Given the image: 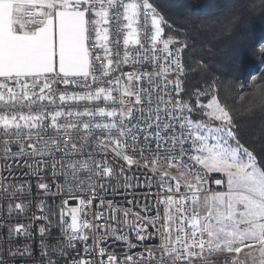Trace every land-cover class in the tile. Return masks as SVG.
Here are the masks:
<instances>
[{
    "label": "snow or ice",
    "instance_id": "snow-or-ice-1",
    "mask_svg": "<svg viewBox=\"0 0 264 264\" xmlns=\"http://www.w3.org/2000/svg\"><path fill=\"white\" fill-rule=\"evenodd\" d=\"M142 12L151 18L150 49L137 37ZM117 17L126 23L121 26ZM163 25L171 28L149 0H0L3 167L11 177L12 160L36 157L24 161L30 172L42 181L41 166L50 165L53 177L58 172L65 177L57 191L66 192L58 206L63 243H49L45 238L49 227L41 226L39 259L31 243H15L10 244L7 257L0 249V264H57L53 254L68 256V249L76 248L75 241L83 242V252L77 251L64 264H146L152 255L146 250L157 246L162 249L157 264H216L213 256L221 257L219 264H264V158L258 160L239 139L232 110L218 96V76L205 78L202 73L200 80L188 83L181 79L186 71L205 65L197 61L186 69L187 57H180L188 48L187 36H165ZM112 26L127 30L122 61L112 59ZM130 42L140 46L131 61ZM93 45L97 52L91 51ZM115 54L120 55L119 50ZM149 58L151 72H122L127 77L123 82L120 76L106 79L122 64H143ZM260 67L264 69V60ZM171 74L175 75L169 79ZM237 86L245 87L239 81ZM247 86L253 87L251 95L264 109V82ZM239 95L242 99L245 93ZM128 147L133 154L126 151ZM108 148L126 162L128 170L133 165L149 169L155 180L145 177L141 183L140 177L125 176L123 164L115 168L118 161L110 165L106 155L96 156ZM85 152L88 160L77 158ZM108 178L113 192L121 187L149 189L137 193L145 198L139 205L143 215L100 199L98 208L106 204L107 211L87 217L85 209L97 188H106ZM209 181L223 189H210ZM0 187L9 199L25 193L23 184ZM37 187L53 194L47 182ZM73 189H82L81 196ZM68 198L77 199L79 207L66 208ZM38 207L45 215L33 213L34 219L49 226L56 223L52 219L56 210L45 209L43 202ZM14 209L30 211L23 203L8 205L9 214ZM102 218L103 223L92 222ZM129 230L137 241L155 239L158 245L133 243ZM19 235L32 238L31 222L8 228L9 242ZM109 238L123 242L120 253L101 246ZM136 248L140 251H128Z\"/></svg>",
    "mask_w": 264,
    "mask_h": 264
},
{
    "label": "trees",
    "instance_id": "trees-1",
    "mask_svg": "<svg viewBox=\"0 0 264 264\" xmlns=\"http://www.w3.org/2000/svg\"><path fill=\"white\" fill-rule=\"evenodd\" d=\"M149 2L171 25H163L165 36H187L188 48L183 53L186 69L196 66L197 61L205 65L186 71L181 79L188 83L200 80L202 73L205 78L218 76V96L232 110L239 139L258 160L264 158V109L251 95L253 87L243 91L237 86V81L245 86L264 82V69L260 67L264 60V0ZM240 93H245L242 99Z\"/></svg>",
    "mask_w": 264,
    "mask_h": 264
},
{
    "label": "built area",
    "instance_id": "built-area-1",
    "mask_svg": "<svg viewBox=\"0 0 264 264\" xmlns=\"http://www.w3.org/2000/svg\"><path fill=\"white\" fill-rule=\"evenodd\" d=\"M125 2H140L142 3L143 0H125ZM122 12V8H121ZM111 16V12H110ZM147 17V20L145 19ZM116 19H119L121 26L126 23L125 21L122 20V17H117ZM139 28L137 31V37L141 40V42L145 45V48L150 49L151 48V43H150V35H151V18L147 13H141L140 20H139ZM108 27V26H106ZM126 29H123L121 27L120 31H116L114 26L110 27V35H109V46L113 48V55L112 59L113 61H122L123 60V52L125 51V46L123 45V39L126 35ZM119 40L120 43L119 45H114L112 41L114 40ZM159 47L158 46V54L163 57V53L159 52ZM174 47V46H170ZM140 48L139 45H136L132 42L129 43L127 46V50L130 53V61L132 59V56L135 55V52ZM119 50L120 55H116L115 52ZM91 51L92 52H97L98 47L93 45L91 46ZM181 59H184V55L180 57ZM103 66V64H101ZM137 70L143 72V71H148L151 72L153 71L152 68V62L151 59L145 61L143 64L141 63H125L122 64L120 68H116L114 71L110 72L109 77L106 79H112L117 76L121 77V81H126L127 77L121 75V73H128V72H136ZM175 74H171L169 76V79H172ZM61 87H63L61 85ZM29 91H33L32 89H29ZM113 95H116V93H113ZM59 103V102H58ZM83 102L79 106L82 107ZM63 106V105H62ZM143 105H140L138 107H141ZM137 143H141V141H138ZM94 147V145H93ZM12 150L16 151V147L13 145ZM90 150V149H89ZM126 151L129 154L132 153V147H128ZM63 153H59L58 155H62ZM106 155L107 156V162L111 165L113 164L114 161H118L117 164L114 165L115 168H118L119 165L123 164L125 167V176H132V177H140V182L144 183V178L145 177H153V180H155V177L149 169H144V168H137L136 165L131 166V170H128V165L126 162L123 160H119V158L115 157L114 152L112 151L111 148H108L105 153H100L96 152V156H102ZM138 155V153H136ZM145 155H148L146 152ZM78 159L82 160H88V155L87 152H85L83 155L77 157ZM36 157H18L15 158L14 160L11 161L12 167H11V172L12 176H9V170L5 167L4 165V160L2 155H0V184H3L5 187L9 185H20L23 184L25 187V193L21 194L20 192H17L16 197L9 199L5 193L2 187H0V249H3V255L7 257V250L10 246V244H15L19 243L21 245L25 243H31L33 249H34V254L37 255V258L39 259V248L38 245L43 239L39 232L38 228L41 226H46L49 227L50 230V235L48 233L45 234V238L49 241L51 244H55L58 240L63 243V236L61 234L60 228L57 226L59 223V215H58V206L61 203L62 198L66 197V192L65 191H57V186L62 185L65 177L63 175H60L59 172L55 177L52 175V169L51 166L49 165L48 167L44 168L41 166L42 170L40 172V175L43 177V180H38L36 175L30 172L29 168L25 165L24 161L25 160H35ZM45 159H50V157H46ZM159 167V165L157 166ZM173 173H175V170H172ZM24 173H28V175H24ZM81 177L84 175V173H80ZM213 176H220L218 173H213L211 174ZM108 180L110 178L105 180V189L97 188L95 192V198L92 199L91 206L86 208L85 211L87 212V217L91 219L97 211L101 212H106L107 211V205H102L99 206V200L103 199L105 201H112L115 206H118L119 208H126V209H132L133 212H140L142 215L144 214L143 210L140 208V204L145 202V198L142 195H137V193H144L148 192L149 189L147 187H133L130 189H124V188H119L118 191L113 192L112 187L113 184L109 183ZM40 182H47L49 185V188L51 189V192L53 193L52 195H49L44 189H40L37 187L38 183ZM135 182V181H133ZM174 183V182H173ZM30 185L31 191L30 194L27 192L28 186ZM208 187L212 190H222L223 186H217L211 181H209ZM183 191V188L181 189ZM75 192V195L77 197L81 196L82 194V189H73ZM152 191L155 193L157 191V188L154 186ZM164 195H167V193H163ZM84 198L87 199L88 194L84 193ZM151 200H155V196H152L150 198ZM133 201V203L129 204L128 201ZM43 202L44 208H51L53 210L57 211V215L54 216L52 219L56 222L52 224L51 226L47 225L46 221L38 220L33 218V213L35 216H43L45 215V212H41L39 209V205ZM16 203H23L25 204L30 211L26 212H20L19 210H13L11 214H9L8 210V205H15ZM72 206H77L79 207L78 200L74 198H68L67 205L65 207H72ZM109 215L111 214L110 212L108 213ZM149 214H155V212H151ZM117 217L121 215L119 211L116 213ZM131 216V213L129 214ZM66 219L69 220L70 222V217L65 213ZM83 218V215H82ZM134 219V217H132ZM31 222V232H32V238L28 239L24 237L23 235L16 236L11 242L8 240V228L17 226V225H28ZM93 223H103V218L99 221L92 220ZM148 230L151 232L153 229L149 225ZM129 237L130 240L133 243H144V244H157L158 245V240H148L145 242H139L136 240L134 233L129 230ZM89 243H91V239L89 240ZM76 248L75 249H68L69 255L68 256H60L57 257L55 254H53V258L57 260V264H64L66 260L71 259L73 256H75V253L77 251L83 252V242L81 241H75ZM123 245V242L120 241H115L113 238H109L104 245L101 246H106L110 250H112V254H117L120 253L121 247ZM130 252H137L140 251L139 248L136 249H130L128 250ZM147 252L151 253L152 255L150 258L146 261V264H157V261L160 260L161 254H162V249H160L158 246L157 247H152L150 249L146 250ZM108 253H106L107 255ZM95 259H99L98 257H94ZM169 258L165 257V260L167 261ZM212 260L216 261V264H219L216 256L211 257Z\"/></svg>",
    "mask_w": 264,
    "mask_h": 264
},
{
    "label": "rangeland",
    "instance_id": "rangeland-1",
    "mask_svg": "<svg viewBox=\"0 0 264 264\" xmlns=\"http://www.w3.org/2000/svg\"><path fill=\"white\" fill-rule=\"evenodd\" d=\"M251 78H253V76L252 77H250L249 79H251ZM248 79V80H249ZM247 85H249V84H247ZM245 86V87H243V91H246V89H249V88H251V86ZM241 256H243V253H241ZM217 258H219L218 260H217V262L219 263L220 262V259H221V257H218V256H216Z\"/></svg>",
    "mask_w": 264,
    "mask_h": 264
}]
</instances>
